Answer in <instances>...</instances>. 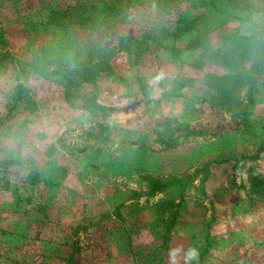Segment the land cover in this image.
Masks as SVG:
<instances>
[{"label":"rangeland","instance_id":"obj_1","mask_svg":"<svg viewBox=\"0 0 264 264\" xmlns=\"http://www.w3.org/2000/svg\"><path fill=\"white\" fill-rule=\"evenodd\" d=\"M38 1L20 5L31 21L17 15L10 0H0V29L7 39L0 45V264H65L71 255L78 264H264V182L257 188L249 185L253 174L264 181L262 79L247 106V124L238 131L232 129L239 121L227 112L210 115L194 94L197 87L187 88L192 91L178 99L176 123L167 125L163 114L173 100L162 105L155 102L162 96L160 88L148 91L155 66L167 74L180 71L179 62L197 58L170 52L171 60L148 63L143 49L161 53L171 39L160 45L140 40L146 34L138 23L159 22L162 15L160 9L150 11L156 0H141L125 17H117L118 27L104 43L118 47L114 39L121 35L140 40L129 41L123 48L127 51L146 43L138 59L125 51L111 64L131 90L113 95L102 85L97 103L107 110L90 118L63 101L65 79L54 55L74 42L82 50L80 61L98 56L73 41L74 34L82 36V25L76 30L54 25L52 5H62V0H45L52 2L49 9ZM209 1L221 12L234 13L224 28L256 31L262 37L264 0L193 3ZM207 10L198 11L204 22L210 19ZM38 63L48 64L45 80L30 74ZM20 69L24 72L16 79ZM180 78H174L176 84ZM17 84L25 91L19 107L26 110L18 107L9 116ZM143 89L152 100L143 98ZM184 124L209 131L186 137L180 129ZM165 132L172 135L168 144L157 137ZM169 177L188 178L189 186L182 194L174 186L153 190L151 183ZM162 237L168 253L160 249ZM193 249L196 256L190 258Z\"/></svg>","mask_w":264,"mask_h":264},{"label":"trees","instance_id":"obj_2","mask_svg":"<svg viewBox=\"0 0 264 264\" xmlns=\"http://www.w3.org/2000/svg\"><path fill=\"white\" fill-rule=\"evenodd\" d=\"M10 1L13 3L12 8L17 15L29 19V17L23 14L24 7H20L23 0ZM140 1L62 0V5H52V8H54L53 20L56 21L54 25H64L71 27V29H74L77 25L78 27L82 25L84 28V31L80 33L82 36L74 34L72 37L73 41H77L78 39L82 47L93 48L96 56H98L95 61H92V58L87 59L86 62L84 60L80 61L78 54L82 50L80 47H75L74 42L72 45L63 48L62 51L55 53L54 59L59 62L57 65L60 66L59 69L62 70L60 73L63 75V79H65L61 96L69 108L74 111H82V113L88 114L87 116L90 118L97 117V115L107 110L103 105L97 103L101 89L105 88L106 91H110L113 95H116L117 91H120L118 94L121 96L125 95L126 90H131L128 80L115 75L111 66L113 59L118 53L127 51V49L123 48L129 43V37L126 35L116 37L114 40L118 42V47H110L104 43L108 39L107 37L113 35V32L118 27L120 20H117V17L120 15L125 17L126 13L134 10L139 5L137 2ZM194 1L156 0L149 8L151 9L150 11L160 9L159 11L162 15L159 19L157 18L159 22L154 23L153 20H149L145 23H138L139 27H142V31L146 34L145 38H141L140 40L147 42L146 39L148 38L152 43L160 45L163 39H171L167 50L163 48L161 53L143 49L148 54L147 56L150 60L148 63L155 66L158 61H161V57L171 60L170 52L176 57L193 54L197 58L194 62H179V65L181 64L179 67L180 71H172L167 74L162 73V70L160 68L157 69V66H155V72L154 66L150 64V68H153L155 73L152 77V85L148 91L154 93L151 90L158 89L156 86L159 87L162 96L157 98L155 102L162 105H165L163 103H167L166 100L168 99L173 100L170 103L171 105L169 104L170 109L166 108L167 110L163 114V121L168 125L171 121L176 123L172 119L177 115L178 105H180L179 100L184 98L187 88L192 87L193 89V87H197L194 94L197 93V98H200V102L207 105L210 115H219L220 111L227 112L232 116L231 119L234 122L239 121V124L236 122L235 128L232 129V131H238L242 127V124L244 126L247 124L245 120L247 106L253 104V94H255L257 82L262 79L264 83V33L261 35L262 37H259L257 36L259 32L256 31L245 34L235 27L224 28L230 16H234V13L232 14L231 12L232 10L227 9L221 12L211 1L206 4L198 3V5L194 4ZM46 2L45 0L38 1L39 5L44 4L45 9H49L52 2ZM204 7H207V11L210 10L211 13L208 16L210 17L209 21L207 20L206 22H204V17L201 15ZM193 12L196 15H193ZM219 18H222V21L215 26ZM29 20L32 21V19ZM31 25H34V23H31ZM216 29H220V32H216ZM87 39L88 41H81ZM137 40L140 41L139 38ZM137 40L136 38L131 39L130 43ZM6 43V36L2 29H0V45L4 46ZM144 44L146 43L139 42L134 49L127 52L133 55L135 59H138L143 53L141 52V47ZM46 65L48 64L38 63L37 65H32L30 67L32 68L30 74L35 79L45 80L49 70V67ZM77 67H80L81 70L74 71ZM23 72V69L17 70L16 79H18L19 73ZM67 73L77 75V79L74 80ZM178 73L185 76V78H180ZM175 77L181 79L178 80L179 84L175 83ZM189 81L190 84L187 83ZM192 84L196 86H192ZM102 85H104L103 88ZM243 89H246V91L244 95H241ZM14 91V95L11 98L13 106L9 109V116L15 109H18L25 93L21 84H17ZM141 92L143 98L153 99L148 92H145V89ZM142 101L140 99V102ZM175 102L178 104L174 105ZM19 110V112H25L26 108L19 107ZM180 129L185 130L186 137L190 138L206 135L205 133L208 130L206 128H193L189 124H184ZM209 134L210 136H214L215 133L210 132ZM157 137L162 144H168L172 140V135L167 132ZM208 166V164L204 166L206 168V175L209 174ZM171 179L169 177L165 182L151 183V186L156 191H168L174 186L182 194L190 183L188 178ZM263 182L261 177L256 174L251 175L249 178V185L252 188L259 187ZM161 239L163 240L162 245L164 247H160V249L164 248V251L168 253L169 250L165 246L166 241L164 237ZM65 264H78V262L71 255L66 258Z\"/></svg>","mask_w":264,"mask_h":264},{"label":"clouds","instance_id":"obj_3","mask_svg":"<svg viewBox=\"0 0 264 264\" xmlns=\"http://www.w3.org/2000/svg\"><path fill=\"white\" fill-rule=\"evenodd\" d=\"M195 256H196V252H195V250L193 249V250H190V252H189V257L190 258H195Z\"/></svg>","mask_w":264,"mask_h":264}]
</instances>
